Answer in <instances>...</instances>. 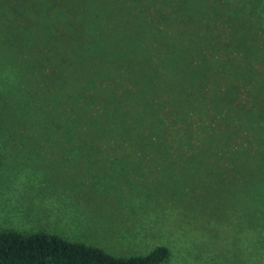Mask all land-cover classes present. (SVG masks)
<instances>
[{
  "label": "rangeland",
  "instance_id": "1",
  "mask_svg": "<svg viewBox=\"0 0 264 264\" xmlns=\"http://www.w3.org/2000/svg\"><path fill=\"white\" fill-rule=\"evenodd\" d=\"M0 6V231L69 232L116 256L164 245L159 264H264V0ZM128 77L148 79L137 90ZM141 99L152 109L144 123ZM98 114L131 135L94 134ZM153 121L164 160L193 157L198 173L218 166L213 179L225 181L232 165L237 182L117 184L119 161L132 168L142 148L149 158L160 148L135 133ZM72 184H94L83 204L70 202ZM77 215L90 227L68 230Z\"/></svg>",
  "mask_w": 264,
  "mask_h": 264
},
{
  "label": "trees",
  "instance_id": "2",
  "mask_svg": "<svg viewBox=\"0 0 264 264\" xmlns=\"http://www.w3.org/2000/svg\"><path fill=\"white\" fill-rule=\"evenodd\" d=\"M0 35L5 36L1 30V26ZM142 79L147 80L148 78L141 77L134 81L128 77V81L135 85L137 90H140L139 85ZM87 81L88 85H93V79L89 78ZM147 100L148 99H141L139 103L142 104L144 108L142 113L139 112L141 121L142 118L145 119L143 116L149 114L152 110ZM93 107L94 105H88L89 119L91 111L94 109ZM257 117L261 118L260 122L263 126V118L259 115ZM105 120L111 122V124L108 125ZM101 121L106 124L100 126ZM115 122L112 115L98 114L94 116L92 122L88 121L87 125L89 123L93 124L92 132L94 134L125 133L120 135H131L132 132H129L130 130L127 127L120 126ZM121 122H123V120H121ZM135 123L137 122L135 121ZM142 123L144 122L142 121ZM160 123V121H153L152 123L146 122L147 127L155 131L152 132L149 130V132L145 134L147 136L143 135L141 132H135L143 137L148 145L154 146L155 149L159 146L160 148L157 149L158 151L156 154L153 152L150 158L146 156V154L151 151H145V148H142L144 152L142 156L143 159L135 160L132 168L125 162L119 161L118 166L120 167V173L117 177V184H126L128 182V184H233V180L236 181V179L232 178V165H226L222 168L223 175L228 177V180L225 181L224 178L223 180L213 179L216 173L213 169L216 170L220 168L218 166H214V168L210 169L205 167L203 173H198L195 170V166L198 163L193 157H188L185 161L178 162L177 165H173L174 162H170L168 159L164 160V142L166 139L159 138L158 136H151V133H163V130L159 128ZM104 126L107 127L106 133ZM88 131H90V129H88ZM156 143L159 144L156 146ZM207 152L212 156V152L214 151ZM159 154L161 158L157 157ZM217 180L218 183H215ZM168 256L169 250L164 245H159L143 255L116 256L98 247L82 242L69 241L44 232L24 235L15 230L0 231V264H159L166 260Z\"/></svg>",
  "mask_w": 264,
  "mask_h": 264
},
{
  "label": "crops",
  "instance_id": "3",
  "mask_svg": "<svg viewBox=\"0 0 264 264\" xmlns=\"http://www.w3.org/2000/svg\"><path fill=\"white\" fill-rule=\"evenodd\" d=\"M94 187V184H72L71 186V191L69 192V195H70V202L72 204H83L84 200L86 198H84V193H86L87 189L89 190V188H93ZM76 198H78V202H76ZM47 198H42V201L40 203V208L43 207L44 205V202L46 201ZM244 202H246V204H249L248 201L251 200V198H244L243 199ZM24 207H26L28 210H30L31 212H38L40 210L36 200H32V201H28V200H25V201H22L20 202ZM239 204V203H237ZM88 220H86L85 218H83L82 216L80 215H77L75 218H67L65 221H64V224L66 225V227L68 228V230H79L83 227L85 228H88L90 227L89 225H83L84 223H87ZM7 230V229H6ZM257 230H245V232L243 233L245 237H254V238H263V234H262V231H258V233H256ZM24 235H29L28 233H24V232H21V231H18ZM37 233V232H36ZM44 233H48V234H51V235H55V236H58V237H61V238H66V237H69V236H72L73 234L72 233H69V232H66L65 234H62V235H59V234H52V233H49V232H44ZM32 234V233H31ZM66 236V237H64ZM66 240H69V239H66ZM260 240V241H259ZM259 241V244L260 243H264V239H256L255 240V243Z\"/></svg>",
  "mask_w": 264,
  "mask_h": 264
}]
</instances>
